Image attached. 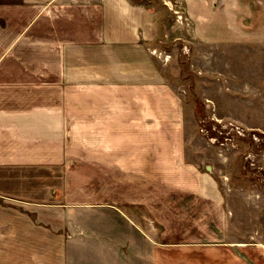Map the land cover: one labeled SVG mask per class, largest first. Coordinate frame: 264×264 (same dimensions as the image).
I'll return each mask as SVG.
<instances>
[{
	"label": "crops",
	"instance_id": "1",
	"mask_svg": "<svg viewBox=\"0 0 264 264\" xmlns=\"http://www.w3.org/2000/svg\"><path fill=\"white\" fill-rule=\"evenodd\" d=\"M171 1L190 17L191 31L200 41L253 43L260 52L262 47L264 63V0ZM150 2L0 0V264L115 263L114 250L122 247V237L102 229L99 222L109 209L127 217L118 220L131 225L127 223L132 230L129 246L137 238L145 245L153 243L125 207L149 205L143 191L151 190L152 184L143 178H153L149 169L153 161L146 159L154 143L170 142L162 128L181 123L176 115L183 105L154 65L151 48L161 28L160 13ZM121 93L137 102H121ZM121 142L132 144L129 155L123 156L126 153L117 147L108 151L99 146ZM75 143L82 144L87 155L97 149L92 155L112 168L98 166L99 175L115 180L134 171L123 167L122 158L143 160L130 182L128 198L112 193L121 187L106 183L97 198L89 200L82 193L76 204L56 195L73 189L68 163L74 158L68 148L74 149ZM59 158L64 160L62 167ZM42 168L57 178L21 176ZM91 211H97V218L91 219ZM189 246L196 248L195 253L205 247L221 251L217 264H264V246L220 242ZM106 248L113 249L108 257ZM228 251L232 255H223ZM142 252L134 254L147 255ZM119 257L120 250L118 262Z\"/></svg>",
	"mask_w": 264,
	"mask_h": 264
},
{
	"label": "rangeland",
	"instance_id": "2",
	"mask_svg": "<svg viewBox=\"0 0 264 264\" xmlns=\"http://www.w3.org/2000/svg\"><path fill=\"white\" fill-rule=\"evenodd\" d=\"M149 1L160 13L161 34L151 48L154 65L183 105L180 115H176L182 124L162 128V135L170 142L154 143L146 159L153 161L149 168L153 178H143L145 183L152 184L151 190L143 191V198H148L149 205L125 207L132 211L139 229L149 234L153 243L145 245L144 240L137 238L132 239L129 246L127 241L130 243L128 236L132 230L124 221L127 217L114 209L106 210L109 213L99 217L100 227L111 233L118 232L122 237V247L114 250L115 263L107 261L106 264H217L221 251L205 247L195 253L196 248L189 245L220 242L264 246L262 47L260 52L253 43H204L191 31L190 17L175 8L171 0ZM42 97L48 100L50 96ZM119 97L121 102H137L130 94L121 93ZM92 101L95 99L91 98ZM115 144L99 146L108 151L117 147L126 153L123 156L129 155L132 144ZM137 146L139 150L140 144ZM96 151L88 152L90 157L87 158L82 144L75 143L74 149L68 148V154L74 158L68 163L69 186L73 189L57 193V196L76 204L82 193L89 200L97 198L98 191L106 183L110 188L121 187L122 191L112 193L122 194V200L128 198L130 182L136 179V167L143 160L135 162L122 158L123 167L134 168V171L115 180L112 175H99L98 166L106 171L112 168L92 155ZM82 152L86 155L84 161ZM58 162L60 167L65 164L62 158ZM21 176L42 181L57 178L44 168L33 173L21 172ZM94 212L91 211V219L97 218ZM120 217L124 220L119 221ZM106 249L108 257L113 249ZM134 251L147 255L142 252L140 257ZM223 255H232V252ZM254 257L259 256L255 254Z\"/></svg>",
	"mask_w": 264,
	"mask_h": 264
}]
</instances>
